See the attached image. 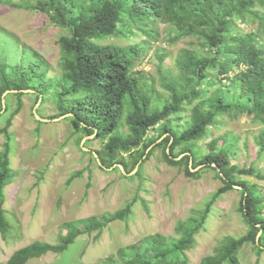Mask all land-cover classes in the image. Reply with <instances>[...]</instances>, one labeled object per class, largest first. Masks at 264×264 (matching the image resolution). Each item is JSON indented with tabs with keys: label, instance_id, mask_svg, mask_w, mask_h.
Here are the masks:
<instances>
[{
	"label": "trees",
	"instance_id": "16d2710c",
	"mask_svg": "<svg viewBox=\"0 0 264 264\" xmlns=\"http://www.w3.org/2000/svg\"><path fill=\"white\" fill-rule=\"evenodd\" d=\"M31 7L45 13L62 30L57 40L62 73L58 78L47 77L45 64L36 53L16 39L14 49H8L3 36L9 33L0 30V112L8 110L9 96L19 98L26 93L23 90H31L29 94L40 99V104L49 95L58 109L50 118L67 114L65 119L75 132L93 134V139L100 140L101 148L91 151L99 168L116 165L114 169H119L121 165L129 173L161 148L163 159L170 165L183 166L187 175L195 176L201 169L210 168L223 183L204 208L181 225L179 237L145 235L135 244L119 247L116 254L120 260L114 261L109 255L102 264L184 263L183 252L193 244L213 201L234 185L239 186V210L247 229L241 236L220 239L212 254L202 257L198 264H239L237 252L244 243L250 242L257 252L263 251V199L251 183L236 176L248 174L264 179V175L254 174L250 166L230 164L235 144L228 137L219 145H208L204 153L194 142L217 127L225 113L233 117L245 114L262 124L263 138L256 141L264 147V0H38ZM157 22L165 23L168 34L174 33L176 39L194 37L198 47L177 52L173 59L175 72L160 71L158 65V84L164 95L144 72L134 70L138 58L146 53L145 40L126 45L100 42L109 36L146 35ZM246 22L255 27L241 29L240 24ZM155 55L159 64L166 57L165 53ZM5 90L14 91L2 96ZM15 111L0 127L5 137L0 150L2 234L8 226L1 205L3 191L14 176L8 128ZM180 113H186L181 124ZM169 117H173L172 122L167 120ZM199 165L200 170H190ZM138 174L139 170L134 175ZM129 203L113 213L64 223L66 232L57 244L30 242L0 264H25L46 252H61L77 236L101 230L116 219L123 220Z\"/></svg>",
	"mask_w": 264,
	"mask_h": 264
},
{
	"label": "rangeland",
	"instance_id": "374dc122",
	"mask_svg": "<svg viewBox=\"0 0 264 264\" xmlns=\"http://www.w3.org/2000/svg\"><path fill=\"white\" fill-rule=\"evenodd\" d=\"M37 1L0 0V30L9 33L3 36L8 49H14L16 39L44 62L47 77L58 78L62 69L57 40L62 30L45 13L31 7ZM254 27V23L240 24L246 31ZM168 29L165 23L157 22L147 29L146 35L109 36L100 42L126 45L145 40L146 53L138 58L134 70L144 72L154 88L164 95L166 92L158 84V65L160 71L175 72L173 59L177 52L181 48H198L194 37L176 39L174 33L168 34ZM155 53L166 54L160 64ZM29 92L32 91H26L19 98L9 96L8 110L0 112L2 127L9 113L16 110L8 128L9 161L14 176L4 187L1 201L8 226L4 234L0 232V262L36 240L57 244L66 232L64 223L113 213L130 202L128 215L123 220L116 219L101 230L81 234L63 251L46 252L28 259L25 264H102L109 255L118 261L119 247L135 244L145 235L179 237L181 225L190 216L197 215L211 200L212 193L223 185L210 168L198 167L195 170L201 169L200 172L190 176L183 166L170 165L163 159L161 148L155 149L143 163L141 160L130 174L114 169L116 165L101 169L91 155V151L101 148L100 140L75 132L65 116L51 120L50 116L58 113L53 98L47 95L40 104L41 100ZM36 115L48 121H40ZM185 116L186 113L179 114V124L185 122ZM167 120L172 122L173 117ZM219 120L217 127L194 145L200 146L204 153L208 145H219L228 137L235 144L230 164L239 168L250 166L254 174L263 176L264 147L256 141L263 138L262 124L245 114L233 117L225 113ZM4 141L5 137L0 134V150ZM126 158L129 162L133 159ZM137 170L139 174L134 175ZM236 177L256 188L264 206V179L248 174ZM240 200L236 187L220 193L202 228L194 235L193 244L183 252L185 262L176 264H198L202 257L212 254L223 237L243 235L247 225L239 210ZM237 259L239 264H264V248L257 252L252 243H244Z\"/></svg>",
	"mask_w": 264,
	"mask_h": 264
},
{
	"label": "water",
	"instance_id": "95a60500",
	"mask_svg": "<svg viewBox=\"0 0 264 264\" xmlns=\"http://www.w3.org/2000/svg\"><path fill=\"white\" fill-rule=\"evenodd\" d=\"M10 91H14V90H5V91L3 92V94H2V96H4L7 92H10ZM23 91H28V90H23ZM1 102H2V108H4L5 105H4V100H3V98L1 99ZM66 115H67V114H64V115H61V116H58V117L52 118L51 120H56V119H58V118H60V117H64V116H66ZM36 118H37L38 120H40V121H48V119L38 117L37 115H36ZM90 136H93V134H91V135H89V136H86V137H90ZM81 143H82V142H81ZM84 149H85V148H84ZM94 156L96 157V154H95V153H94ZM137 165H138V164H136V166L134 167V169H133L131 172H129V174L132 173V172H134V171L136 170ZM114 166H115V165H114ZM198 167H200V165H199V166H196L194 169H190V170H195V169H197ZM109 168H111V167H109ZM118 168H119L120 170H123V168H122L121 165H118ZM234 187L239 188V186H234ZM259 234H260V230H259V231L257 232V234H256V238H255L256 242H257V238H258Z\"/></svg>",
	"mask_w": 264,
	"mask_h": 264
}]
</instances>
